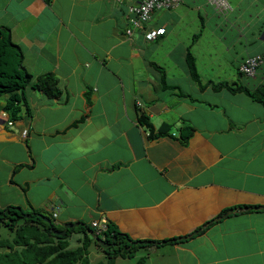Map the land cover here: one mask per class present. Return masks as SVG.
I'll return each instance as SVG.
<instances>
[{
    "label": "crops",
    "instance_id": "crops-1",
    "mask_svg": "<svg viewBox=\"0 0 264 264\" xmlns=\"http://www.w3.org/2000/svg\"><path fill=\"white\" fill-rule=\"evenodd\" d=\"M137 1L0 0V26L24 49L27 69L39 68L28 71L52 73L61 91L26 89L13 124L0 111L3 147L27 148L5 157L13 165L5 202L14 187L23 201L0 206L44 208L60 224L106 219L136 239L186 237L141 248L148 264H264V104L213 85H264V62L250 83L239 71L248 55L264 51V36L254 40L256 27L264 31V0H245L261 5L258 26L243 20L244 0H229L228 11L182 0L178 11L153 13L147 29L166 28L155 40L146 29L126 33ZM223 28L237 36L228 45L225 33L217 37L228 62L216 54L210 70H200V38Z\"/></svg>",
    "mask_w": 264,
    "mask_h": 264
},
{
    "label": "trees",
    "instance_id": "trees-1",
    "mask_svg": "<svg viewBox=\"0 0 264 264\" xmlns=\"http://www.w3.org/2000/svg\"><path fill=\"white\" fill-rule=\"evenodd\" d=\"M228 10H230V7L223 9V11ZM202 32L203 30L199 31L193 38H199ZM259 53H264V51ZM249 56L251 55L247 57ZM24 60L23 49L13 41L10 29L0 26V111L9 115V122L21 117L22 104L23 106L27 105L26 89H40L51 96H56L61 92L53 84L52 73L34 77L28 71ZM187 62L193 79L196 82H200L196 60L190 47L187 52ZM241 74L243 73L241 72ZM213 85L216 90L226 87L233 92H245L254 100L264 104V85L257 88H249L243 84H229L228 82ZM139 121L148 125L145 114L140 115ZM164 127L161 128L162 134L168 132V130L166 131L168 125L165 124ZM250 208L257 209L259 207ZM260 208L264 209V207ZM27 214L31 216L29 217ZM2 226L9 229L12 235L0 238V264L91 263L89 245L94 239L89 236L87 231L96 232L97 230L87 222H83V225L80 224L78 226L81 228L80 231H82L84 237L79 238L81 242L75 248H69L68 237L77 229V226L66 229L65 224L58 223L54 214L35 207H30L28 210L14 204L0 207V228ZM63 230H65L63 235L56 232ZM203 230L200 228L192 235H196ZM100 236L105 239L109 246L103 247L100 245L104 258L98 260L96 264H117L116 258L119 256L130 258L141 248L159 247L169 242H182L186 238L175 237L164 240L136 239L130 237L127 233L121 232L112 222L107 223V229L101 232ZM137 264H147V256H141Z\"/></svg>",
    "mask_w": 264,
    "mask_h": 264
},
{
    "label": "rangeland",
    "instance_id": "rangeland-1",
    "mask_svg": "<svg viewBox=\"0 0 264 264\" xmlns=\"http://www.w3.org/2000/svg\"><path fill=\"white\" fill-rule=\"evenodd\" d=\"M231 1H233V0H231ZM247 3L248 2L245 1L244 3L240 4L241 5L240 8L245 9L246 7H248L246 16H245V18L243 20H246V18H247L248 20H250L249 24L252 25L253 23H255V18L253 20V17L257 16V13H258L259 9H261V5L258 7V5H256V4H251L250 1H249V4H247ZM183 7H184V4L181 6V8H183ZM176 9L177 8L161 9V10H155V11L156 12L159 11L158 13H156V15H158L159 13L168 12V11H171V10L173 11V10H176ZM155 11L153 13H155ZM177 11H178V9H177ZM259 16L264 18V12H262V14H259ZM183 22H185V21H183ZM213 23H216V21H213ZM259 24H261V23H258L256 25H252V26H258ZM179 26L183 27V24H179ZM223 30H224V32H218L217 31L216 35H213V34L209 33L208 31L204 32L203 36L200 38L201 39V53L199 54V59L200 60L198 62V64L201 63L199 65L200 70H202V66H205V70H207V69L210 70L209 68L211 66H208L207 64H211V63L214 64L215 61L220 58L219 57L217 59H214L216 54L221 56V59H224L225 63L228 62L229 58L227 56H229V55H226L228 53L225 52V49H224L225 44H227V45L230 44L229 41H231V39H232L231 37L234 36V38H235L237 36H236V31L229 30L227 28H223ZM223 33H225V34H223ZM222 34L228 37L226 42H225V44L220 43L219 39L217 38L218 36L220 37V35H222ZM256 35H257V36H255L256 39H254V40L256 42L260 43L261 42V37L264 36V31H259L257 29V27H256ZM209 43H210V45H209ZM238 47L241 48L240 46H238ZM23 51H24V49H23ZM227 66H228L227 69L232 67L229 64ZM28 69L31 72L35 73V74H36V72L39 71V68L36 65V63L29 64L28 65ZM216 71H218V70H216ZM251 78H253V77L244 76L243 77L244 80H242V81L243 82L244 81L249 82V81H251ZM8 143H9V145L7 147H3L4 143H2L0 141V205L1 206L5 205L6 202H9L7 200H13L14 204H18V203L22 202L23 198H24V194H23L22 190L20 188H18V187H14L15 193H11L12 196L8 197L9 199H6V202H5L6 195L3 194L4 185H5V181L7 180L8 174L12 175L11 168L13 167L12 164L5 162V157H7V158H9L11 160L14 156L19 155L20 151L25 154V150L24 149H27L26 148V144H22L24 147L20 148L21 147L20 144H16V143H13V142H10V141H8ZM3 148L5 149L4 151H6V153H9V155H4ZM14 178L16 180H20L21 179L20 178V173L15 174ZM40 210L44 211L45 209L42 208ZM79 211L80 212L83 211L81 209V207H79ZM84 222H87V223L91 224L90 220H87V217H85ZM91 225L93 226V224H91ZM80 229L81 228L77 226V229L72 234H70V236L68 237V240L70 242L69 248H75L77 245L80 244L81 240L79 241V238L81 239L82 237H84V235H83L82 231H80ZM10 234H11V232L6 227L2 226L0 228V238L7 237V236L9 237ZM89 236L92 239H94L92 237V235L89 234ZM139 255L147 256V253H145L144 251H141L139 249L133 257L123 258V257L119 256L118 258H116V261H117V264H137V261L140 258ZM89 256H90V260H91L90 264H96L98 260H101V259L104 258V254H103V251L101 250V246H100L99 243H97V242L95 243V239L89 245Z\"/></svg>",
    "mask_w": 264,
    "mask_h": 264
},
{
    "label": "built area",
    "instance_id": "built-area-1",
    "mask_svg": "<svg viewBox=\"0 0 264 264\" xmlns=\"http://www.w3.org/2000/svg\"><path fill=\"white\" fill-rule=\"evenodd\" d=\"M121 2L122 0H116ZM182 0H138L136 3L131 4L128 8V20L130 27L127 28V35L132 37L135 30L146 29V37L148 39H155L157 35L165 32V28L152 29L146 27L151 21L153 12L155 10L174 8L181 3ZM217 7L227 8L228 4L226 0H209ZM264 62V53H258L247 57L244 62L241 63L240 71L249 77H254L257 73L258 67ZM11 123V122H10ZM95 226L99 229L106 228V220L102 222L94 221Z\"/></svg>",
    "mask_w": 264,
    "mask_h": 264
},
{
    "label": "clouds",
    "instance_id": "clouds-1",
    "mask_svg": "<svg viewBox=\"0 0 264 264\" xmlns=\"http://www.w3.org/2000/svg\"><path fill=\"white\" fill-rule=\"evenodd\" d=\"M181 2H182V1H181ZM207 2L210 3L211 5H213V7H215V8L217 7L214 3H211L209 0H207ZM226 2H227V4H228V7H227V8H229V7L231 8L230 3H229V0H226ZM180 4H181V3H180ZM180 4H179V5H180ZM179 5H178V6H179ZM178 6H176V7H178ZM176 7H174V8H176ZM217 8H222V7H217ZM227 8H222V9H227ZM162 28H164V27H162ZM165 32H166V28H165ZM165 32H164V33H165ZM126 33H127V32H126ZM146 33H147V32H145V37H146ZM164 33L157 35V37L160 36V35H163ZM157 37H156V38H157ZM156 38H155V39H156ZM146 39H148V38L146 37ZM155 39H148V40H155ZM245 59H246V58H245ZM245 59H244V60H245ZM244 60H243L242 62H244ZM242 62H241V63H242ZM241 63H240V65H241ZM239 67H240V66H239ZM258 69H259V68H258ZM239 71H240V69H239ZM257 71H258V70H257ZM243 75H244V74H243ZM245 76H246V75H245ZM9 124H13V122H11V123L9 122ZM54 215L56 216V214H54ZM104 220H106V219H104ZM102 221H103V220L101 219V220L98 221V222H102ZM78 222H79V221H78ZM70 223H73V222H70ZM80 223H83V222L80 221ZM84 223H86V222H84ZM93 223H94V221H93ZM93 223H92V224H93ZM107 223H108V221L106 220V228H105V229H101V230L99 229L98 226H95V225L93 224L92 227H93L94 229H96L97 231H96V232H93V231L90 230V232H93V233L97 234L99 237L103 238L102 236H100V233L103 232V231H105V230L107 229ZM82 225H83V224H82ZM89 234H90V233H89ZM90 235H91V234H90ZM103 239H104V238H103ZM104 240H105V239H104Z\"/></svg>",
    "mask_w": 264,
    "mask_h": 264
},
{
    "label": "water",
    "instance_id": "water-1",
    "mask_svg": "<svg viewBox=\"0 0 264 264\" xmlns=\"http://www.w3.org/2000/svg\"><path fill=\"white\" fill-rule=\"evenodd\" d=\"M230 212H233V209L230 210ZM27 216H31V215H28ZM47 220H49L48 218H46ZM80 224H83V223H80V222H73V223H66L65 224V228H73V227H76V226H79ZM57 233L63 235L65 233V230L63 231H56ZM88 233H90L92 235V237L95 239V241L97 243H99L100 245H102L103 247H108L109 244L107 242H105V240L101 237H99L97 234L93 233V232H90V230L87 231Z\"/></svg>",
    "mask_w": 264,
    "mask_h": 264
}]
</instances>
